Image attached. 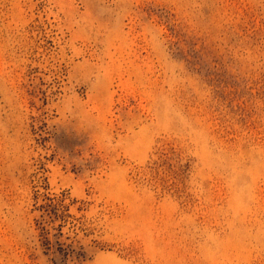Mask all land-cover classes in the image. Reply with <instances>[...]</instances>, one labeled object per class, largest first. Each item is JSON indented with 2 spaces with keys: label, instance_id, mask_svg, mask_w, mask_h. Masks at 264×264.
Here are the masks:
<instances>
[{
  "label": "rangeland",
  "instance_id": "obj_1",
  "mask_svg": "<svg viewBox=\"0 0 264 264\" xmlns=\"http://www.w3.org/2000/svg\"><path fill=\"white\" fill-rule=\"evenodd\" d=\"M0 264H264V0H0Z\"/></svg>",
  "mask_w": 264,
  "mask_h": 264
},
{
  "label": "trees",
  "instance_id": "obj_2",
  "mask_svg": "<svg viewBox=\"0 0 264 264\" xmlns=\"http://www.w3.org/2000/svg\"><path fill=\"white\" fill-rule=\"evenodd\" d=\"M46 205H47L46 208H47L48 211H51L52 214H55V215L57 214L56 211L53 209V202L52 201L47 202ZM43 243L46 244V246H47V243H48L47 238L44 239V242Z\"/></svg>",
  "mask_w": 264,
  "mask_h": 264
}]
</instances>
